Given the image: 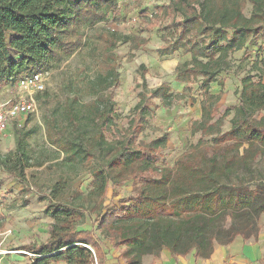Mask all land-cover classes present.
I'll list each match as a JSON object with an SVG mask.
<instances>
[{
    "label": "trees",
    "instance_id": "16d2710c",
    "mask_svg": "<svg viewBox=\"0 0 264 264\" xmlns=\"http://www.w3.org/2000/svg\"><path fill=\"white\" fill-rule=\"evenodd\" d=\"M246 2L252 5L249 16L243 12ZM116 4L117 0H0V85L30 71L43 72L50 60L79 44L75 34L82 24L104 18ZM156 9L155 15L160 11L162 17H169L170 36L161 35L160 54L181 50L190 57L176 67L175 79L188 84L201 77L200 117L190 130L210 136V142L200 139L197 147L204 146L203 151L196 148L158 176L140 178L143 183L128 204L98 213L97 229L112 246L124 247L120 256L126 264H142L143 256H157L163 249L174 256L208 257L215 245L236 237L255 240L264 213V179L258 178L251 188L233 182L241 170H252L257 156L264 155V116L255 117L264 110V81L250 75L239 78L237 102L226 131L221 128L228 109L219 116L217 107L223 87L217 75L230 54L244 49L262 31L264 0H168ZM73 34L75 44L69 41ZM107 62L108 68L89 80L90 100H80L77 94L65 99V123L46 117L51 144L70 161L93 164L90 194L96 197L106 194L108 184H123L125 176L157 172L154 154L167 139H153L147 149L136 143L149 115L143 94L128 128L115 131L112 87L118 72L112 58ZM212 82L221 88L216 94L210 91ZM189 90L186 85L182 92L173 93L163 84L149 95L168 107L188 96ZM18 136L20 161L28 149ZM242 147V154H232ZM250 149L255 150L248 153ZM58 207L49 213L53 223L48 238L25 246L33 254L28 264H100V238L81 224L83 211L64 203Z\"/></svg>",
    "mask_w": 264,
    "mask_h": 264
},
{
    "label": "rangeland",
    "instance_id": "374dc122",
    "mask_svg": "<svg viewBox=\"0 0 264 264\" xmlns=\"http://www.w3.org/2000/svg\"><path fill=\"white\" fill-rule=\"evenodd\" d=\"M167 2L117 0L115 9L104 18L91 25L80 26L75 34L79 35V44L73 47V51L61 53L57 59L50 60L41 72L45 89L39 94L42 96L37 95L36 110L22 119L20 125H10L0 137V250H7L6 261L0 264L29 263L32 253L25 246L41 243L48 238V227L53 223L49 213L59 208L60 203L83 211L81 224L92 229L109 245V238L96 227L98 213L103 214L109 209L128 204L143 183L140 178L149 174L156 177L160 170L173 167L179 158L199 148L197 143L200 139L207 144L210 142V136L192 134L190 130L191 123L200 117L201 77L198 76L197 80L188 84L175 79L176 67L188 61L189 54L181 50L168 55L159 52L164 45L161 35L167 33L164 35L170 36L166 27L169 17H162L160 11L157 16L155 12L157 7ZM251 9L252 5L246 2L243 12L249 16ZM75 35L69 39L73 44L77 39ZM68 49H71L70 46ZM110 58L118 72V81L112 87L115 131L122 132L128 128L134 107L143 94L148 98L149 115L144 128L136 136V143L140 142L147 149L151 140L161 136L167 139L164 146L157 148L154 154L157 172L146 170L125 176L123 184H108L106 194L96 197L90 194L89 171L93 164L65 158L47 137L46 117L65 123L63 106L67 97L77 94L80 100H90L86 94L89 80L108 68L107 60ZM263 60L264 25L259 35L244 49L228 56L224 70L217 75V80L223 81L222 94L217 102L219 116L225 109L229 112L223 119L222 131L228 130L231 125L230 119L234 114L233 107L240 88L239 78L250 75L254 80L264 81ZM163 84L173 93L182 92L188 85V96L165 107L159 99L149 95L151 90ZM4 89L5 85L1 84L0 98L5 97ZM220 90L217 82L210 84L211 93L216 94ZM261 116H264V110L255 114L256 118ZM18 134L28 149L27 157L22 155L20 161L17 155ZM244 147L232 154H242ZM203 149L204 146L196 150ZM254 150L250 149L248 153ZM206 155L209 156L210 152L206 151ZM251 169L241 170L233 182L251 188L258 178L264 179V155L252 161ZM114 247L120 253L124 248ZM161 252L157 256H143L142 262L153 264L161 259Z\"/></svg>",
    "mask_w": 264,
    "mask_h": 264
},
{
    "label": "crops",
    "instance_id": "0c3cea01",
    "mask_svg": "<svg viewBox=\"0 0 264 264\" xmlns=\"http://www.w3.org/2000/svg\"><path fill=\"white\" fill-rule=\"evenodd\" d=\"M258 226L259 230L255 240L236 237L229 243L215 245L208 257H195L192 253L174 256L164 249L161 252V259L153 264H264V213L259 217ZM100 243L101 256L98 259L100 264H126L118 248L112 246L111 243L106 244L101 239ZM0 254H2L0 262L6 261L7 250L1 249Z\"/></svg>",
    "mask_w": 264,
    "mask_h": 264
},
{
    "label": "built area",
    "instance_id": "2783aa9c",
    "mask_svg": "<svg viewBox=\"0 0 264 264\" xmlns=\"http://www.w3.org/2000/svg\"><path fill=\"white\" fill-rule=\"evenodd\" d=\"M44 81L41 72L30 71L5 86V97L0 98V137L36 110V95L45 89Z\"/></svg>",
    "mask_w": 264,
    "mask_h": 264
}]
</instances>
